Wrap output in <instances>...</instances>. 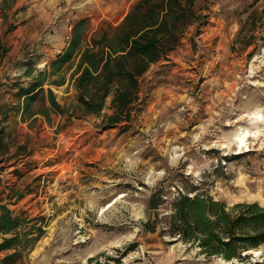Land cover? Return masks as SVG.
Listing matches in <instances>:
<instances>
[{"label":"rangeland","instance_id":"obj_1","mask_svg":"<svg viewBox=\"0 0 264 264\" xmlns=\"http://www.w3.org/2000/svg\"><path fill=\"white\" fill-rule=\"evenodd\" d=\"M135 1L0 0V107L10 148L0 159V205L45 219L23 264H221L165 234L174 199L193 192L229 208L264 207V119L254 120L264 118V0H195L206 26L191 27L142 78L144 104L130 123L102 126L110 102L100 116L51 126L23 123L15 112L13 85L29 82V61L45 70L77 22L115 26ZM70 74L65 86L50 87L62 105L75 95ZM239 130L259 133L238 147ZM255 250L230 263L264 264V245Z\"/></svg>","mask_w":264,"mask_h":264},{"label":"trees","instance_id":"obj_2","mask_svg":"<svg viewBox=\"0 0 264 264\" xmlns=\"http://www.w3.org/2000/svg\"><path fill=\"white\" fill-rule=\"evenodd\" d=\"M204 20L195 10V0H136L115 26L103 23L91 30L86 21L77 22L64 51L45 70L36 71L28 62L24 77L29 82L13 85L18 103L13 108L23 123L42 118L51 126L55 118L70 122L100 116L110 102L111 114L103 118L102 126L111 129L130 123L132 114L144 104L140 97L142 78L152 66L168 60L191 27L206 26ZM67 73H71L75 95L72 102L62 105L50 87L65 86ZM4 108L0 107L2 160L10 151ZM160 205L154 196L150 208ZM166 220L165 234L197 245L208 258L230 262L264 245V207L258 203L229 208L223 201L186 192L174 199ZM44 225V218L29 219L26 212L16 215L0 205V255L4 254L0 264H23L44 236ZM149 230L155 232L154 228ZM136 247L132 244L127 250Z\"/></svg>","mask_w":264,"mask_h":264},{"label":"bare ground","instance_id":"obj_3","mask_svg":"<svg viewBox=\"0 0 264 264\" xmlns=\"http://www.w3.org/2000/svg\"><path fill=\"white\" fill-rule=\"evenodd\" d=\"M263 115V114H262ZM262 115H259V114H255L254 115V120L256 122H262L263 121V116ZM259 133V130L253 132V131H250V130H239L237 132H235L233 135H232V141H235L236 144L238 145V147H247V142L249 141V139L251 138H256L257 137V134ZM225 148H228V146H223V149ZM243 182V181H242ZM248 253H255V254H258L259 251H256V250H251V251H248ZM221 264H231L230 262H225L224 260L218 258L217 259Z\"/></svg>","mask_w":264,"mask_h":264},{"label":"crops","instance_id":"obj_4","mask_svg":"<svg viewBox=\"0 0 264 264\" xmlns=\"http://www.w3.org/2000/svg\"><path fill=\"white\" fill-rule=\"evenodd\" d=\"M132 5H133V4H132ZM130 8H131V7H130ZM129 10H130V9H129ZM128 12H129V11H128ZM128 12H127V13H128ZM127 13L125 14V16L127 15ZM125 16H124V17H125ZM123 19H124V18H123ZM123 19H122V20H123ZM122 20H121V21H122ZM121 21H120V22H121ZM120 22H119V23H120ZM116 25H117V24H116Z\"/></svg>","mask_w":264,"mask_h":264},{"label":"water","instance_id":"obj_5","mask_svg":"<svg viewBox=\"0 0 264 264\" xmlns=\"http://www.w3.org/2000/svg\"><path fill=\"white\" fill-rule=\"evenodd\" d=\"M160 247H162V246L160 245Z\"/></svg>","mask_w":264,"mask_h":264}]
</instances>
